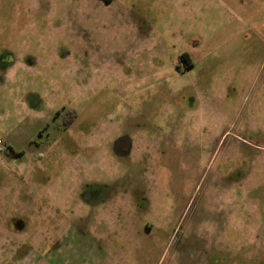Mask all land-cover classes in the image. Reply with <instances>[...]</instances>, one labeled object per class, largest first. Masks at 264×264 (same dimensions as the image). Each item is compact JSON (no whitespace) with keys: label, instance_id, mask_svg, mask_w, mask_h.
Wrapping results in <instances>:
<instances>
[{"label":"rangeland","instance_id":"rangeland-1","mask_svg":"<svg viewBox=\"0 0 264 264\" xmlns=\"http://www.w3.org/2000/svg\"><path fill=\"white\" fill-rule=\"evenodd\" d=\"M0 264H264V0H0Z\"/></svg>","mask_w":264,"mask_h":264},{"label":"flooded vegetation","instance_id":"flooded-vegetation-1","mask_svg":"<svg viewBox=\"0 0 264 264\" xmlns=\"http://www.w3.org/2000/svg\"><path fill=\"white\" fill-rule=\"evenodd\" d=\"M108 1V0H106ZM79 11H86V10H89L88 8H79L77 9ZM181 60L183 61V63L185 62V68L189 69L187 67V63H192L191 61V58H188V60H184L182 57H181ZM192 67H193V63H192ZM191 67V68H192ZM60 114V111H56L54 114H53V117H57V115ZM77 113L76 111L74 110H68L67 113H66V116L63 120V125H64V128L65 129H68L70 127V125L75 121V119L77 118ZM56 127L60 128L59 125H56ZM60 130V129H59ZM42 131L43 130H40L39 131V135L41 136L42 134ZM150 142L151 141H140V143L136 146L137 147V150H142V152H144V154L147 152L148 153V148H147V144L149 143L150 145ZM158 143V142H157ZM112 150L114 151L115 154L119 155V156H131L133 154V151H134V146H133V141L131 138H128L127 137H117L115 140H114V143L112 145ZM136 150V151H137ZM6 154L8 155H12V156H18V155H22L24 152L21 151V150H17L16 148L14 147H10L8 148L6 151ZM87 195V194H86ZM89 197V195L86 196V198ZM53 201H50L48 202V204L46 205L48 208H50V211L53 209L54 211V215L57 217H62V216H65V213H66V210H68L66 207H63L61 205H58V204H55ZM69 213V212H68ZM72 214V212L70 213ZM53 215V217H54ZM51 216V219H53L51 213L50 215ZM50 219V220H51ZM49 220V221H50ZM22 220L21 219H14V228L17 229V225L18 223H20ZM52 221V220H51ZM23 222V221H22ZM10 227V226H9ZM12 227V229H14ZM145 228L148 230V231H151L153 229V225H151L150 223L149 224H145ZM52 237V236H51ZM20 249H18L17 251H19ZM24 250V249H23Z\"/></svg>","mask_w":264,"mask_h":264},{"label":"trees","instance_id":"trees-1","mask_svg":"<svg viewBox=\"0 0 264 264\" xmlns=\"http://www.w3.org/2000/svg\"><path fill=\"white\" fill-rule=\"evenodd\" d=\"M182 58L187 61L188 58H189V56H188V54H183L182 55ZM187 67L188 68H191L192 67V63H187Z\"/></svg>","mask_w":264,"mask_h":264}]
</instances>
